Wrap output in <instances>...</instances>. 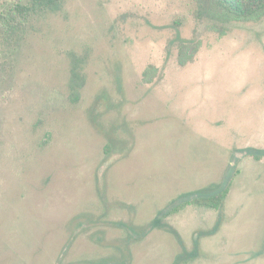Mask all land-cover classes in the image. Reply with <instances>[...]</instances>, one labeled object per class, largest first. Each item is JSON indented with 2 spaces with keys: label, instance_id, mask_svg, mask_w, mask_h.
Returning <instances> with one entry per match:
<instances>
[{
  "label": "rangeland",
  "instance_id": "rangeland-1",
  "mask_svg": "<svg viewBox=\"0 0 264 264\" xmlns=\"http://www.w3.org/2000/svg\"><path fill=\"white\" fill-rule=\"evenodd\" d=\"M197 8L61 0L0 42V264H172L149 222L226 185L221 213L163 215L198 239L180 264H264V16Z\"/></svg>",
  "mask_w": 264,
  "mask_h": 264
},
{
  "label": "trees",
  "instance_id": "trees-1",
  "mask_svg": "<svg viewBox=\"0 0 264 264\" xmlns=\"http://www.w3.org/2000/svg\"><path fill=\"white\" fill-rule=\"evenodd\" d=\"M61 0H16L14 3L8 5L4 2L0 3V42L3 40L6 43L12 41L16 34L29 22L34 16L39 15L48 10H54ZM197 16L198 18H205L211 22L213 26H220L224 28L230 22L236 21H257L264 16V0H197ZM224 33V29H220ZM176 38L180 39L178 33ZM4 42V41H3ZM185 42V41H182ZM185 43H189L186 41ZM187 44L184 45L183 53L188 50ZM152 68L145 69L147 75ZM78 76L77 71L73 70L71 73V80ZM78 85V84H77ZM72 88L71 97L76 100V89L74 84H70ZM80 86V85H79ZM259 157V156H257ZM216 188L215 184H211L208 188ZM229 193V185L219 189L215 192L207 193L204 195H196L192 198H187L182 202L172 206L168 212H159L161 216H155L148 224L150 228L163 229L171 233L179 242L182 250L175 256L172 264H180L189 259H193L197 255L198 239L194 242V249L188 251L178 232L168 223L163 220V215L166 213L173 214L182 210L187 205H195L207 209H214L221 213L224 201ZM188 195V194H184ZM183 195V196H184ZM222 222V215L219 214L214 225L207 230L201 231L203 236L215 234ZM123 226L124 223H123ZM126 227V226H125ZM131 230V229H130ZM141 231H147L142 228ZM142 237V236H141Z\"/></svg>",
  "mask_w": 264,
  "mask_h": 264
}]
</instances>
